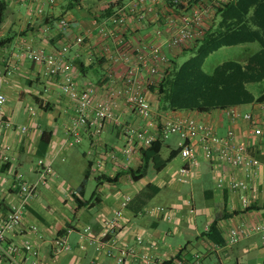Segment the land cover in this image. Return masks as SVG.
Here are the masks:
<instances>
[{"label":"crops","instance_id":"0c3cea01","mask_svg":"<svg viewBox=\"0 0 264 264\" xmlns=\"http://www.w3.org/2000/svg\"><path fill=\"white\" fill-rule=\"evenodd\" d=\"M72 1L74 0H55L53 4H45V0H0L4 4L0 12V94L5 98L0 109V153L5 146L10 148V162L5 168H0V195L4 202H14L15 174L22 175L28 183L37 184L38 196L29 201L26 207L24 225L37 226L44 237V241L39 242L33 235L26 236L39 249L41 263L115 264L112 259L94 253L89 247L79 250L74 233L69 239L72 247L70 254L51 261L47 240L55 232L81 225H89L97 232L100 222L111 217L113 212L118 210L120 201L129 197L131 201L120 220L121 230L115 240L116 247L135 246V237L140 236L143 238V245L137 247L138 251L147 252L163 261L176 257L182 262L193 263L195 257H198V264H264V240L251 230L253 225L264 219V186L260 181V173L255 172L245 179L241 169L203 160L199 155L198 146L195 145L199 166L191 168L187 177H182L183 183L174 193L175 201L166 206H163V203L149 204V197L142 195L143 189L159 193L163 188V179L156 177L143 185L138 182L146 174L137 182L130 179L128 171L136 170L143 163L144 150L134 152L129 157L123 156V132L126 127H142L143 121L120 100L114 110L119 119L118 124L106 123L99 138L93 136L91 129L81 131L79 146L85 145V151L81 153L85 162L98 159L102 162L99 168L94 166L90 169L89 179L94 180L96 190L88 199L91 200L89 206L80 209L77 207L75 195L70 196L69 193L76 190L80 182L72 185L66 180L68 176L74 177L72 162L76 160V149L79 147L67 146L74 105L60 93L58 79L43 77L40 65L21 56L26 45L47 53H55L61 47L67 46L65 58L72 65L78 87L82 88L90 83L95 88V98L103 96L106 89L103 82L106 73L113 71L121 75L122 72L121 65L110 67L105 59L112 54L116 38L110 35L100 37L97 33L98 23L104 19L98 17L100 11L87 9L88 12H85L80 3L78 4L79 0L75 4ZM40 4H44V8L42 14L38 15L36 10ZM61 18L69 20V28L63 31L57 26V21ZM152 30V27L132 25L124 33V39L130 38L131 35L144 38ZM77 36L84 37L81 45H75L73 42ZM105 48L110 49L106 55L104 53L106 57L103 55ZM173 54L169 53V58ZM103 57L104 61L97 64ZM236 59H240L239 54ZM145 97L157 111L155 97L147 93ZM244 107L247 110H243ZM236 109L250 113L258 119L261 128L259 137L250 135L245 122L235 125V130L247 152L253 157L263 159L264 114L257 110L256 105ZM169 114L195 115L201 122L208 123L218 136H224L229 127L228 120L221 111L208 114ZM1 122L11 123L13 130L2 127ZM22 127L25 128L24 133L19 131ZM43 132L49 133L50 139L42 156H39V140ZM176 142V136H171L166 141L161 140V161L163 150L173 152ZM111 152L115 153L116 159L108 157ZM35 159L46 160L55 173L54 177H45L44 184L39 182L40 172L36 163L34 164ZM182 160L180 169L187 165V162ZM167 165L164 162V166L155 170L153 165L149 164L147 170L152 167L161 173ZM85 168L81 171L82 178ZM179 170L177 175L180 177ZM221 173L226 180L232 178L247 181L249 190L245 196L250 202L247 209L241 206L240 193L231 192L225 186H215V180ZM99 175L111 178L118 175V179L113 184H100L102 179L95 181ZM197 181L198 190L201 191V199L198 201L193 197V183ZM101 190L106 192L105 200L99 198ZM183 195H186V198ZM82 200H86L84 194ZM156 208H163L164 211L148 213V210ZM206 225H209V229L214 227L210 235L204 234ZM233 227H244L248 232L236 244L228 245L226 235ZM12 239L16 240V237ZM149 244L153 245V248L147 250Z\"/></svg>","mask_w":264,"mask_h":264},{"label":"built area","instance_id":"2783aa9c","mask_svg":"<svg viewBox=\"0 0 264 264\" xmlns=\"http://www.w3.org/2000/svg\"><path fill=\"white\" fill-rule=\"evenodd\" d=\"M32 1L39 2V0ZM53 3L55 0H45V4ZM213 7L212 3H206L202 7L195 0H127L115 6L111 15L99 21L97 33L100 37L110 35L116 38L112 54L105 58L110 50L105 48L103 58L107 60L110 67L121 65L122 72L121 75L113 71L106 73L104 77L106 89L99 99L95 98V88L90 83L82 88L78 87L72 65L65 58L68 52L67 46L61 47L55 53H47L26 45L21 56L40 65L43 77L58 79L60 93L74 105V117L68 130L67 146L74 147L80 144L83 129H91L93 136L99 138L106 123L118 124L119 119L114 110L120 100L143 121L140 128H124L123 156L129 157L134 152L149 148L157 138L166 141L171 136H176L178 154L187 162V165L179 170V182H182V177L190 174L191 168L199 166L196 145L203 160L241 169L245 179L259 172L261 184L264 186V158L250 156L246 146L239 141L235 130V125L245 122L251 136L261 135L258 119L250 113H241L236 108L222 111L228 120L229 127L224 136H218L208 123L201 122L195 115H170L157 112L145 97L146 85L160 81L161 73L168 62V54L180 51L198 39ZM43 8L44 4H40L36 13L42 14ZM132 25L143 28L152 27L153 30L147 37L131 35L125 40L124 33ZM57 26L61 31L66 30L69 28V20L61 18L57 21ZM83 41V36H77L73 42L75 45H81ZM4 102L5 98L0 94V109ZM257 110L264 114V105H257ZM1 126L13 130V125L9 122H1ZM19 131L24 133L25 128H19ZM9 152L8 146L2 149L0 168L9 164ZM108 157L116 159L113 152L109 153ZM101 162L100 159L94 160L92 167L99 168ZM36 166L40 172V183H45V177L55 176L46 160L38 159ZM223 173L217 176L215 186L217 188L225 186L231 192L240 193L241 206L247 209L250 205L249 199L245 196L249 190L247 181L232 178L226 180ZM13 180L16 185V191L13 194L14 202L6 203L0 195V212L2 211L0 216V264H42L39 249L26 236L33 235L39 242H43L44 237L37 226L24 225L26 207L29 201L38 196L37 184L26 182L20 174H15ZM69 194L70 196L76 195V190H71ZM130 201L129 197H124L119 203L118 210L114 211L111 217L100 222L97 232L89 225L55 232L47 240L50 260L56 261L60 256L70 254L72 247L69 239L74 233L79 250L89 247L94 253L112 259L115 264H130L131 262L134 264H163L165 261L147 252L138 251L137 247L143 245V238L140 236L135 237V246H115L116 237L121 230L120 220ZM163 211V208H156L148 210V213H162ZM208 230L209 225H206L204 232ZM251 230L258 233L264 240V219L253 225ZM247 232L248 229L244 227L230 228L226 235V243L236 244L246 236ZM12 237H16V240ZM152 248L153 245L147 246V250ZM173 260L172 264H198V257H195L193 263L182 262L176 257Z\"/></svg>","mask_w":264,"mask_h":264},{"label":"trees","instance_id":"16d2710c","mask_svg":"<svg viewBox=\"0 0 264 264\" xmlns=\"http://www.w3.org/2000/svg\"><path fill=\"white\" fill-rule=\"evenodd\" d=\"M195 1L202 7L206 3H212L214 7L198 39L180 51L173 52L172 57L168 56L160 81L146 85L145 93L153 95L156 99L157 112L208 114L213 111L222 112L228 108L264 105V0ZM114 2L102 6L98 15L100 19L111 15L114 7L121 4L122 0ZM3 7L4 4L0 2V12ZM254 43L258 46L256 51L244 49L239 53L240 59L223 61L215 65L210 72L203 69L207 58L219 49ZM185 54H189V57L179 64L177 59ZM103 59L98 60L97 64L103 62ZM49 139V133L41 134L39 156H42ZM161 144V140L157 138L149 148L142 150L143 163L136 170L128 171L133 182L145 176L149 164H152L155 170L164 166V161L159 158ZM92 165L93 161L87 160L83 178L76 188L74 200L79 209L88 207L91 202L82 200V197ZM99 179H102L100 184H113L118 175L113 178L99 175L95 181ZM213 228L211 226L204 234L210 235ZM173 261L170 259L163 264H172Z\"/></svg>","mask_w":264,"mask_h":264},{"label":"rangeland","instance_id":"374dc122","mask_svg":"<svg viewBox=\"0 0 264 264\" xmlns=\"http://www.w3.org/2000/svg\"><path fill=\"white\" fill-rule=\"evenodd\" d=\"M79 1H80L79 2L80 5L85 9L84 10L85 12H88L87 9L89 11L99 12L101 10V7L111 0H79ZM126 1L127 0H122V2H126ZM72 3L75 4V1H72ZM247 48H249L250 52H254L258 49V46L257 44L254 43L251 45H240L236 47L221 48L207 58L203 66V69L207 72H210L215 65L220 64L223 61L237 60L236 58L238 54ZM188 57L189 54L182 55L177 59V62L180 64L183 61H185ZM243 110H247V108L244 107ZM76 151L79 156L76 155V160H73L74 162H72L73 169L75 170L73 175L74 177L71 178L70 176H68L66 178L67 182H69V184L72 185H77L79 182H81L80 181L82 180L81 171L85 168V164H86L83 156L81 155V153L85 151V145L81 144L76 149ZM162 158L165 164H168L167 165L168 167L166 169H163V172L161 173H158L152 167H149L146 176L142 180H140V182H138L139 185H143L145 182L152 181L156 177H161V179H163V188L160 189L159 193L155 194L151 190L145 188L142 191L143 196L149 197L148 202L151 205L163 203V206H166L167 204H170L173 201H175L174 193L178 189V187L182 185L181 183H183V182H178L179 176L177 175V172L180 169L183 160L178 154L177 149L174 148L173 152H168L166 150H163ZM35 163H36V159L34 161V164ZM193 185H194L193 197H195L196 201H198L199 199H201L200 198L201 191L198 190V181L197 183H193ZM95 190L96 188H95L94 180L88 179L85 185L84 198L88 200L89 197L91 196V193L94 192ZM105 194H106L105 190H101V192L99 193V198L101 200H105L104 198ZM183 197L186 198V195H183Z\"/></svg>","mask_w":264,"mask_h":264}]
</instances>
